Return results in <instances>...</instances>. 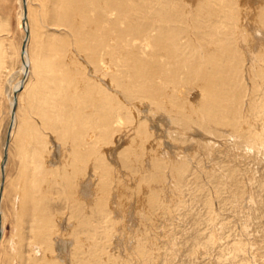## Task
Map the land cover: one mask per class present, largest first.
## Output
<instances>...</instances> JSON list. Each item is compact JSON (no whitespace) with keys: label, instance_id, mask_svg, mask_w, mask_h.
<instances>
[{"label":"rangeland","instance_id":"1","mask_svg":"<svg viewBox=\"0 0 264 264\" xmlns=\"http://www.w3.org/2000/svg\"><path fill=\"white\" fill-rule=\"evenodd\" d=\"M90 1L27 0L28 35L22 18L24 2L0 0V188L1 165L9 127L11 123L13 125L12 100L18 94L16 121L5 163L0 264H264V66L259 65L260 59L264 60V0L170 2L174 6L168 7L177 9L173 15L175 20L169 21L173 25L170 31L178 34L171 39L172 47L176 49L178 43L182 45L178 48L184 49L176 51L183 53V59L189 57L187 60H181L176 51L165 52L162 47L152 46L153 49L140 51L130 42L133 35L129 34L139 30L142 20L143 23L154 20L155 26L150 27L153 30L149 28L147 33L150 38L168 31L160 24L167 15L157 14L154 0ZM105 3H109L113 12L105 13ZM152 7L156 13L150 11ZM118 10L121 15L117 14ZM96 15L105 19L99 20ZM124 16L130 18L134 28ZM193 16L199 18L198 21ZM181 19H187V22ZM26 36H29L30 74L25 79L21 48ZM84 38L88 40L84 41ZM116 51L120 52L123 61ZM190 51L194 57L190 53L184 55ZM144 53L145 57L142 56ZM96 54L102 55L101 58L94 60ZM110 54H115L114 59ZM220 56H223L221 61ZM149 58L152 61H148ZM192 59L195 63L190 61V64L188 61ZM142 64L146 69L140 68ZM174 67L179 70L175 68V71ZM160 68L165 72L158 70ZM139 73L147 85L151 83V87L164 94L161 92L156 99L150 100L136 91L129 93L127 86L131 84L135 88L132 82H136ZM66 77H72V81ZM23 79L24 87L15 92L16 85ZM94 81L100 83L95 85ZM113 82L120 83L119 87ZM206 93L222 94L230 111L224 106L223 109L215 107L217 105ZM206 98L213 105L207 103ZM218 112H222L221 115ZM82 117L88 120L83 122ZM86 121L89 122L85 124ZM50 126L56 127L55 130ZM63 128L70 134L62 132ZM92 155L94 157H90ZM44 167L54 169L53 173ZM39 179L45 182L40 185ZM36 185L43 186L41 191L34 192ZM75 195L79 196L76 201L72 199H77Z\"/></svg>","mask_w":264,"mask_h":264},{"label":"bare ground","instance_id":"2","mask_svg":"<svg viewBox=\"0 0 264 264\" xmlns=\"http://www.w3.org/2000/svg\"><path fill=\"white\" fill-rule=\"evenodd\" d=\"M22 1L24 2V6L26 7V11H25V8H24V14H23V16H22V18H23V25H24V27H25V29H26V31H27V34L30 35V34H29V33H30V32H29V31H30V25H29V20H28V3H27V0H22ZM70 1H73V2H74V0H70ZM81 1H82V0H81ZM100 1H101V0H100ZM154 1L157 2L156 4H154V5L157 6V7H156V12H157V14L159 13L161 16H162L163 14L167 15V18H166V19L164 18L165 20H164V21L162 20L163 22L161 21L160 24H161V28H162V29H163V27H164V29H167V28H168V31L166 30V32H165V31H164V32H159V33H157V34L154 33V34H155V36H153L154 38H153V37L150 38L149 35H148L149 37L147 36V33H148L149 28L152 27V25L154 24V23H153L154 20L148 19V20L144 21V23H143V20H142L141 22H142L143 24H140L141 22L139 23V21H138L139 25H141V27H139V28L137 27L139 30H137L135 34H129V35H133V36H131V39H129L130 37L128 38L129 35L127 36V38L130 40V42H132L133 46H135L136 48H139L140 51H142V50L144 51L146 48H147V49H148V48H149V49H153L152 46H155L156 49L162 47L163 49H165V52H168V53L171 52V51L174 52V51H176V49H177V51H179L180 48H178V47H180V46H182V45H179V43H178V47H176V49H175V48H174L175 46L172 47V45L174 44V42H171V39H175V35H176V36L178 35V34H175V35H174V34H173V31H172V32L170 31V30H172L173 25H172L171 23H169V21H170L171 19L175 20V19L173 18V17H174L173 15H174L175 12L177 11L176 8H174V9H170V8L168 7V6H174V5H171V4H170V2H172L173 0H165L166 2H164V0H161L162 2H160L159 0H157V1L154 0ZM176 1H177V0H176ZM176 1H175V3H177ZM200 1H201V0H200ZM215 1H216V0H215ZM233 1H234V0H233ZM233 1H232V2H233ZM59 2H60V1H59ZM76 2H77V1H76ZM83 2H84V1H83ZM83 2H82V4H83ZM86 2H87V1H86ZM90 2H94V1L92 0V1H90ZM98 2H99V0H98ZM183 2H184V1H183ZM230 2H231V1H230ZM87 3H88V2H87ZM102 3H103V0H102ZM187 3H188V2H187ZM193 3H194V2H193ZM227 3H228V1H227ZM227 3H226L225 5H227ZM234 3H235V2H234ZM71 4H72V3H71ZM99 4H100V3H99ZM105 4H106V3H105ZM182 4H183V3H182ZM182 4H181V5H182ZM229 4H230V3H229ZM262 4H263V3H262ZM59 5H60V4H59ZM88 5H89V3H88ZM93 5H94V4L92 3V6H93ZM151 5H152V3H151ZM151 5H150V7H151ZM154 5H153V6H154ZM177 5H178V4H177ZM219 5H220V4H219ZM263 5H264V4H263ZM76 6H77V5H76ZM80 6H81V5H80ZM80 6H79V7H80ZM89 6H90V5H89ZM92 6H91V7H92ZM95 6H96V5H95ZM104 6L106 7V8H105V11H107V12H105V13L110 12V10L112 11V9H110V5H109V3L106 4V5H104ZM143 6H145V5H143ZM182 6H183V5H182ZM193 6H194V4H193ZM227 6H228V5H227ZM72 7H73V5H72ZM74 7H75V5H74ZM101 7L103 8V6H101ZM233 7H234V6H233ZM260 7H261V6H260ZM55 8H56V7H55ZM81 8H82V7H81ZM86 8H89V7H86ZM96 8H97V6H96ZM102 8H101V9H102ZM123 8H124V7H123ZM178 8H179V5H178ZM213 8H214V7H213ZM216 8H217V7H216ZM221 8H222V7H221ZM231 8H232V7H231ZM57 9H58V8H57ZM74 9L76 10L77 8H74ZM90 9H91V8H90ZM90 9H89V10H90ZM101 9H100V10H101ZM150 9H151V8H150ZM185 9H186V8H184V10H185ZM257 9H258V8H257ZM261 9H262V8H261ZM54 10H55V9H54ZM77 10H78V9H77ZM83 10H84V9H83ZM83 10H82V11H83ZM93 10H95V7H94ZM100 10H99V11H100ZM114 10H115V8H114ZM116 10H117V9H116ZM218 10H219V9H218ZM234 10H235V9H234ZM65 11L67 12V10H65ZM78 11H79V10H78ZM150 11H154V8L152 7V10H150ZM193 11H194V10H193ZM224 11H225V10H224ZM232 11H233V10H232ZM259 11H261V10H259ZM263 11H264V9H263ZM53 12H54V11H53ZM76 12H77V11H76ZM79 12H80V11H79ZM87 12H88V11H87ZM89 12H91V11H89ZM94 12H95V11H94ZM96 12H97V11H96ZM112 12H113V11H112ZM112 12H111V13H112ZM116 12H119V13H117V14L122 13V12H120L119 10L116 11ZM154 12H155V11H154ZM154 12H153V16H155L154 14L156 13V12H155V13H154ZM195 12H196V11H195ZM197 12H198V11H197ZM226 12H228V11H226ZM55 13H58V12H55ZM63 13H64V12H63ZM83 13H84V11H83ZM125 13H126V12H124V14H125ZM183 13H184V12H183ZM215 13H216V12H215ZM263 13H264V12H263ZM75 14H76V13H75ZM81 14H82V12H81ZM95 14H96V13H95ZM98 14H99V13H98ZM114 14H115V13H114ZM150 14H151V13H150ZM193 14H194V13H193ZM221 14H222V13H221ZM225 14H227V13H225ZM260 14H261V13H260ZM58 15H60V14H58ZM82 15H83V14H82ZM100 15H102V13H101ZM107 15H109V14H107ZM120 15H121V14H120ZM194 15H195V14H194ZM218 15H219V14H218ZM83 16H84V15H83ZM85 16H86V15H85ZM89 16H90V15H89ZM96 16L99 17V15H96ZM96 16H95V18H96ZM103 16H104V15H103ZM122 16H123V15H122ZM153 16H152V18H153ZM197 16H198V15H197ZM209 16H211V14L208 15V17H209ZM59 17H60V16H59ZM104 17H105V16H104ZM117 17H118V16H117ZM124 17H125V16H124ZM124 17H120V18L123 19ZM126 17H127V16H126ZM126 17H125V18H126ZM156 17H157V15H156ZM178 17H179V16H178ZM185 17H186V16H185ZM193 17L196 19L195 16H193ZM262 17H263V16H262ZM262 17H261V18H262ZM83 18H84V17H83ZM93 18H94V17H93ZM108 18H110V16H108ZM111 18H112V17H111ZM114 18H115V16H114ZM128 18H129V17H128ZM128 18H126V19H128ZM144 18H145V17H144ZM154 18H155V17H154ZM186 18H187V17H186ZM80 19H81V18H80ZM80 19H79V20H80ZM88 19H89V18H88ZM96 19H98V18H96ZM100 19H101V18L99 17V20H100ZM103 19H105V18H102L101 20H103ZM158 19H159V18H158ZM158 19H157V20H158ZM178 19H180V17H179ZM189 19H191V18H189ZM189 19H188V20H189ZM198 19H199V18H197L196 20L198 21ZM200 19H201V18H200ZM209 19H211V18L209 17ZM214 19H215V18H214ZM92 20H93V19H92ZM119 20H121V19H119ZM123 20H124V19H123ZM181 20H183V19H181ZM184 20H185V19H184ZM184 20H183V21H184ZM196 20H195V22H196ZM202 20H203V19H202ZM212 20H213V19H212ZM234 20H235V18H234ZM77 21H78V20H77ZM77 21H76V22H77ZM94 21H95V19H94ZM97 21H98V20H97ZM97 21H96V22H97ZM126 21L129 22V21H131V20H130V18H129V20H126ZM126 21H124V22H126ZM132 21H133V20H132ZM185 21L187 22V19H186ZM191 21H192V20H191ZM191 21H190V22H191ZM203 21H204V20H203ZM56 22L58 23V21H56ZM86 22H88V21H86ZM136 22H137V21H135V23H136ZM167 22H168V23H167ZM204 22H205V21H204ZM255 22H256V21H255ZM60 23H61V22H60ZM99 23H101V22L98 21V24H99ZM112 23H113V22H112ZM119 23H120V22H119ZM121 23H122V22H121ZM130 23H132V22H129L128 24H130ZM178 23H179V20H178ZM197 23H198V22H197ZM199 23H201V22H199ZM212 23H213V22H212ZM257 23H258V22H257ZM75 24H77V23H75ZM81 24H82V23H81ZM96 24H97V23H96ZM106 24H107V23H106ZM110 24H111V23H110ZM113 24H114V23H113ZM113 24H112V25H113ZM117 24H118V23H117ZM133 24H134V23H133ZM158 24H159V23H158ZM186 24H187V23H186ZM77 25H78V24H77ZM77 25H76V26H77ZM85 25H87V24H85ZM89 25H90V24H89ZM131 25H132V24H130V26H131ZM136 25H138V24L136 23ZM142 25H143V26H142ZM179 25H180V27H182V26H181V25H182L181 23H180ZM179 25H178V27H179ZM203 25H205V24H203ZM234 25H235V24H234ZM261 25H262V24H261ZM76 26H75V27H76ZM81 26H82V25H81ZM92 26H93V25H92ZM98 26H99V25H98ZM119 26H120V25H119ZM122 26H123V25H122ZM124 26H125V25H124ZM130 26H126V27L129 28ZM134 26H135V25H134ZM134 26H133V27L131 26V28H134ZM154 26H155V24H154ZM158 26H159V25H158ZM198 26H199V25H198ZM255 26H256V28L259 27V26H257V25H255ZM75 27H73V28H75ZM88 27H89V26H88ZM90 27H91V26H90ZM114 27H115V26H114ZM156 27H157V25H156ZM165 27H167V28H165ZM175 27H176V29H177V25H176ZM180 27H179V28H180ZM185 27H186V26H185ZM185 27H184V28H185ZM76 28H77V27H76ZM76 28H75V29H76ZM131 28H130V29H131ZM158 28H159V27H158ZM179 28H178V29H179ZM199 28H200V26H199ZM78 29H79V28H78ZM78 29H77V30H74V31H78ZM150 29H151V28H150ZM174 29H175V28H174ZM176 29H175V30H176ZM188 29H189V28H188ZM196 29H197V28H196ZM200 29H201V28H200ZM235 29H236V28H235ZM260 29H262V28H260ZM118 30H119V29H118ZM121 30H122V29H121ZM125 30H126V29H125ZM125 30H124V31H125ZM131 30H132V29H131ZM151 30H153V29H151ZM151 30H150V31H151ZM160 30H161V29H160ZM183 30H184V29H183ZM185 30H186V29H185ZM256 30H257V29H256ZM79 31H80V30H79ZM108 31H109V30H108ZM110 31H111V30H110ZM122 31H123V30H122ZM150 31H149V33H150ZM161 31H162V30H161ZM177 31L179 32L180 30H177ZM181 31H182V30H181ZM188 31H189V30H188ZM235 31H236V30H235ZM87 32H88V31H87ZM91 32H93V31H91ZM112 32H113V31H112ZM129 32H130V31H129ZM129 32L127 31V33H129ZM132 32H133V31H132ZM132 32H130V33H132ZM134 32H135V29H134ZM151 32H152V31H151ZM182 32H183V31H182ZM260 32H261V31H260ZM76 33H78V32H76ZM84 33H86V32H84ZM103 33H104V32H103ZM176 33H177V32H176ZM199 33H201V32H199ZM199 33H198V34H199ZM80 34H81V31H80ZM80 34H79V35H80ZM90 34H91V33H90ZM151 34H152V33H151ZM179 34H180V32H179ZM194 34H195V33H194ZM198 34H197V36H198ZM221 34H222V33H221ZM116 35H117V34H116ZM126 35H127V34L124 35V38L126 37ZM183 35H184V34H183ZM183 35H182V36H183ZM199 35H200V34H199ZM212 35H214V34H212ZM75 36H76V34H75ZM80 36H81V35H80ZM96 36H97V35H96ZM101 36H102V35H101ZM146 36H147V37H146ZM204 36L207 37L206 34H205ZM204 36L202 35V37H204ZM227 36H228V35H227ZM229 36H230V35H229ZM26 37H27V38H26V44H25V47H24V49H23V47L21 48V54H22V59H23L22 73H23L25 79H26V78L29 76V74H30V60H29V57H28V53H29V52H28V49H29V48H28V44H29V41H28V40H29V36H26ZM104 37H105V36H104ZM118 37L121 38L122 36H118ZM185 37H186V35H185ZM200 37H201V36H200ZM200 37H199V38H200ZM210 37H211V35H210ZM76 38H77V37H76ZM85 38H87V37H85ZM85 38H84V41L88 40V39H85ZM102 38H103V37H102ZM112 38H113V37H112ZM119 38H118V39H119ZM204 38H205V37H204ZM104 39H105V38H104ZM125 39H126V38H125ZM197 39H198V38H197ZM197 39H195V40L197 41ZM205 39H206V38H205ZM210 39H211V38H210ZM94 40H95V39H94ZM113 40H114V39H113ZM129 40H128V42H129ZM178 40H181V38L178 39ZM206 40H207V39H206ZM217 40H218V39H217ZM217 40H216V42H217ZM82 41H83V39H82ZM92 41H93V40H92ZM96 41H97V40H96ZM102 41H103V40H102ZM104 41H106V39H105ZM104 41H103V42H104ZM115 41H116V40H115ZM120 41H121V39H120ZM120 41H119V42H120ZM123 41H124V39H123ZM176 41H177V39H176ZM183 41H184V40H183ZM80 42H81V40H80ZM99 42H100V41H99ZM178 42H180V41H178ZM185 42H186V41H185ZM208 42H211V41H208ZM220 42H221V41H220ZM23 43H24V42H23ZM81 43H82V42H81ZM87 43H88V42H87ZM100 43H102V42H100ZM107 43H108V42H107ZM113 43H114V42H113ZM121 43H122V42H121ZM175 43H177V42H175ZM180 43H181V42H180ZM211 43H212V42H211ZM91 44H92V43H91ZM129 44H130V43H129ZM182 44H183V43H182ZM221 44H222V43H221ZM23 45H24V44H23ZM82 45H84V44H82ZM97 45H98V43H97ZM105 45H106V42H105ZM123 45H124V44H123ZM123 45H122V46H123ZM176 45H177V44H176ZM187 45H188V44H187ZM198 45H200V44H198ZM204 45H205V44H204ZM234 45H235V42H234ZM237 45H238V44H237ZM60 46H61V45H58V47H60ZM85 46L88 47V44L85 45ZM89 46H90V45H89ZM98 46H99V45H98ZM103 46H104V44H103ZM109 46H110V45H109ZM118 46H119V45H118ZM127 46L129 47V45H127ZM131 46H132V45H131ZM201 46H202V45H201ZM61 47H62V46H61ZM93 47H94V46H93ZM93 47H92V48H93ZM99 47H100V46H99ZM115 47H116V45H115ZM119 47H120V46H119ZM119 47H118V48H119ZM128 47H126V48H128ZM195 47H196V46H195ZM197 47H199V46H197ZM203 47H204V46H203ZM212 47L214 48V46H212ZM222 47H223V46H222ZM108 48H109V47H108ZM173 48H174V49H173ZM189 48H190V47H189ZM205 48H208V47L206 46ZM235 48H236V47H235ZM60 49H62V48H60ZM88 49H89V48H88ZM94 49H95V48H94ZM97 49H98V48H97ZM119 49H120V48H119ZM128 49H130V48H128ZM131 49H132V48H131ZM131 49H130V50H131ZM133 49H134V47H133ZM149 49H148V50H149ZM181 49H184V48L181 47ZM181 49H180V50H181ZM190 49H191V48H190ZM208 49H209V48H208ZM226 49H227V48H226ZM102 50H103V49H102ZM111 50H112V52H113V48H111ZM125 50H126V49L124 48V51H125ZM170 50H171V51H170ZM185 50H187V49L185 48ZM185 50H184V51H185ZM210 50H211V49H210ZM85 51H86V50H85ZM91 51H95V50L91 49ZM133 51H134V50H133ZM151 51H152V50H151ZM177 51H176V53H177ZM182 51H183V50H182ZM182 51H181V52H182ZM100 52L102 53V51H100ZM116 52L119 53V57H120V52H119V51H116ZM136 52H137V51H136ZM146 52H147V51H146ZM160 52H161V51H160ZM185 52H187V51H185ZM185 52H184V53H185ZM192 52H193V51H192ZM200 52H202V51H200ZM209 52H210V51H208V53H209ZM234 52H235V51H234ZM90 53H91V52H90ZM110 53H111V52H110ZM118 53H117V54H118ZM121 53H123V52L121 51ZM126 53H129V51H127ZM131 53H132V52H131ZM141 53H142V52H141ZM162 53H164V52H162ZM189 53H190V55L193 56V54H191V51L188 52L187 54L185 53L184 55L187 56ZM208 53H206V55H209V54H210V53H209V54H208ZM108 54H109V53H108ZM144 54H145V53H144ZM159 54L161 55V57L163 56L161 53H159ZM170 54H171V53H170ZM170 54H169V56H170ZM173 54H174V53H173ZM178 54H179V53H177V55H178ZM182 54H183V53H182ZM182 54H179L178 56H179V57H182V56H181ZM204 54H205V52H204ZM204 54H201V55H204ZM226 54H227V53H226ZM226 54H225V55H226ZM231 54H233V53H231ZM91 55H92V54H91ZM114 55H115V54H113L112 56H114ZM132 55H133V54H132ZM153 55H154V54H153ZM199 55H200V54H199ZM210 55H211V54H210ZM99 56H100V58H101L102 55L96 54V56L94 57V60H98V59H99ZM110 56H111V54H110ZM112 56H111V57H112ZM127 56H128V54H127ZM133 56H134V55H133ZM142 56L145 57L146 54H145V55H142ZM169 56H168V57H169ZM186 56H185V57H186ZM212 56H213V55H212ZM261 56H262V55H261ZM121 57H122V56H121ZM121 57H120V58H121ZM144 57H143V58H144ZM193 57H194V56H193ZM195 57H196V56H195ZM198 57H199V59H200V57H202V59H203V56H198ZM213 57H214V56H213ZM217 57H218V56H217ZM221 57L223 58V56H220V57H219V60H220ZM88 58H89V56H88ZM102 58H103V57H102ZM112 58H113V57H112ZM116 58H117V57H116ZM124 58H125V57H124ZM139 58H140V57H139ZM143 58H142V59H143ZM146 58H147V57H146ZM151 58L153 59V56H152ZM163 58H164V57H162V59H163ZM169 58H170V57H169ZM171 58H172V57H171ZM188 58H189V57H187L186 59L184 58V59L187 60ZM211 58H212V57H211ZM222 58H221V60H222ZM224 58H225V57H224ZM259 58H260V57H259ZM105 59H106V58H105ZM113 59H114V58H113ZM135 59H136V58H135ZM154 59H156V58H154ZM165 59H166V58H165ZM167 59H168V58H167ZM182 59H183V57L181 58V60H182ZM184 59H183V60H184ZM119 60H120V59H119ZM121 60H122V58H121ZM123 60H124V59H123ZM123 60H122V61H123ZM126 60H127V59H126ZM133 60H134V59H133ZM146 60H147V59H146ZM150 60H151V59L149 58L148 61H150ZM156 60H158V59H156ZM176 60H177V59H176ZM219 60H218V61H219ZM221 60H220V61H221ZM99 61H100V60H99ZM101 61H102V60H101ZM139 61H141V60H139ZM151 61H152V60H151ZM153 61H154V60H153ZM158 61H159V60H158ZM190 61H193V59H192V60H189L188 62H190ZM194 61H195V58H194ZM194 61H193V63H195ZM210 61H211V59H210ZM115 62L118 63V62H120V61H115ZM115 62H114V63H115ZM128 62H129V61H128ZM180 62H181V61H180ZM186 62H187V61H186ZM188 62H187V63H188ZM212 62H213V61H212ZM223 62H224V60H223ZM227 62H228V61H227ZM51 63H53V62H51ZM55 63H56V62H55ZM55 63H54V65H55ZM57 63H58V62H57ZM57 63H56V64H57ZM120 63H121V62H120ZM129 63H130V62H129ZM159 63H160V62H159ZM164 63H165V62H164ZM168 63H169V61H168ZM193 63H192V64H193ZM196 63H199V62L196 61ZM59 64H60V63H59ZM59 64H58V65H59ZM111 64L113 65V63H111ZM145 64H146V63H145ZM147 64H148V63H147ZM151 64H152V63H151ZM151 64H150V65H151ZM190 64H191V62H190ZM219 64H220V62H219ZM224 64H225V63H224ZM58 65H56V66L59 68ZM98 65H99V63H98ZM101 65H102V64H101ZM119 65H121V64H119ZM162 65H163V64H162ZM167 65H168V64H167ZM167 65H166V66H167ZM170 65H171V64H170ZM196 65L199 66V64H196ZM204 65H205V64H204ZM226 65H227V64H226ZM259 65H261V67H263V66H264V60L260 59V64H259ZM102 66H103V65H102ZM126 66H127V65H124L123 67H126ZM129 66H130V65H129ZM132 66H133V65H132ZM166 66H165V68H166ZM171 66H172V65H171ZM189 66H190V65H189ZM194 66H195V65H194ZM197 66H196V67H197ZM49 67H50V66H49ZM49 67H48V68H49ZM54 67H55V66H54ZM142 67H143V68L145 67L144 64H142V66H140V68H142ZM167 67H168V66H167ZM187 67H188V66H187ZM46 68H47V66H46ZM51 68H52V67H51ZM95 68H97V66H96ZM95 68H94V69H95ZM137 68H138V67H137ZM152 68H153V67H152ZM172 68H173V66L171 67V69H170V68H168V69L172 70ZM175 68H177V67H174V70L176 71ZM178 68L180 69L181 66L178 67ZM178 68H177V69H178ZM184 68H185V67H184ZM59 69L61 70V68H59ZM97 69H99V68H97ZM103 69H104V68H103ZM129 69H130V68H129ZM144 69H146V68H144ZM153 69H154V68H153ZM153 69H151V70L153 71ZM179 69H178V70H179ZM194 69H195V67H194ZM198 69H199V68H198ZM198 69H197V70H198ZM46 70H47V69H46ZM55 70H58V69H55ZM63 70H64V69H63ZM151 70H150V72H151ZM158 70H161L162 73L165 72V71H163L161 68L158 69ZM170 70H169V71H170ZM192 70H193V69H192ZM218 70H219V69H218ZM143 71H144V70H143ZM161 71H160V72H161ZM166 71H167V69H166ZM172 71H173V70H172ZM172 71H171V72H172ZM198 71H200V70H198ZM56 72H57V71H56ZM95 72H96V71H95ZM138 72H139V71H138ZM141 72H142V71H141ZM148 72H149V70H148ZM148 72H147V73H148ZM150 72H149V73H150ZM154 72H157V71L155 70ZM179 72H180V71H179ZM193 72H194V70H193ZM201 72H202V71H201ZM48 73H49V72H48ZM144 73H145V72H144ZM147 73H146V74H147ZM167 73H168V72H167ZM195 73H196V72H195ZM195 73H194V77H195ZM205 73H206V72H205ZM63 74H65V73H63ZM66 74H67V73H66ZM116 74H117V73H115V75H116ZM120 74H121V73H120ZM126 74H127V73H126ZM126 74H125V75H126ZM141 74H142V73H141ZM141 74H140V73L137 74V75H136L137 78H135V79H136V80H135L136 82H132V84L135 83V85H134L135 88L133 89V88L131 87V86H133V85L130 84V86H127V90H128L129 93H131V94H132V92L136 91L138 94H143V95H145V96H148V97H150V100H151V99H156V97L158 96V94H160L162 91H160V93H159V90L155 89V87H151V86H150L151 83H149L150 85H147V84L144 82V79H145V78L143 79V75H141ZM155 74H157V73H155ZM155 74H154V75H155ZM159 74H160V73H159ZM169 74H171V73H169ZM172 74L175 75L176 72H175V73L173 72ZM165 75H166V74H165ZM197 75H199V74H197ZM47 76H48V74H47ZM47 76L45 75L44 77H47ZM62 76H63V75H62ZM64 76H67V75H64ZM70 76H71V75H70ZM149 76H150V75H148V78H149ZM157 76H159V75H157ZM157 76H156V77H157ZM171 76H172V75H171ZM176 76H178V73H177ZM48 77H49V76H48ZM115 77H116V76H115ZM127 77H128V74H127ZM169 77H170V76H169ZM197 77H198V76H197ZM67 78H68V77H66V79H67ZM69 78L71 79L72 77H69ZM69 78H68V79H69ZM122 78H124V77H122ZM132 78H133V77H131V79H132ZM162 78H163V76L161 77V80H162ZM178 78H179V76H178ZM180 78H181V77H180ZM45 79H46V78H45ZM150 79H151V77H150ZM152 79H153V78H152ZM159 79H160V78H159ZM159 79H158V81H159ZM52 80H53V79H52ZM52 80H51V81H52ZM121 80H122V79H121ZM126 80H127V79H124V81H126ZM132 80H133V79H132ZM132 80H131V81H132ZM153 80H154V79H153ZM156 80H157V79H156ZM161 80H160V81H161ZM179 80H181V79H179ZM48 81H49V80H48ZM51 81H50V82H51ZM71 81H72V79H71ZM146 81H147V80H146ZM163 81H164V80H162L161 82H163ZM25 82H26V81H25ZM73 82H74V81H73ZM94 82H95V81H94ZM118 82H119V81H118ZM127 82H128V80H127ZM155 82H156V81H155ZM51 83H52V82H51ZM84 83H85V81H84ZM99 83H100V82H99ZM99 83H97V84H99ZM123 83H125V82H123ZM129 83H131V82H129ZM129 83H128V84H129ZM147 83H148V82H147ZM89 84H91V83H89ZM97 84H96V82H95V85H97ZM114 84H118V83L113 82V85H114ZM119 84H120V83H119ZM119 84L117 85L118 87H119ZM159 84H160V83H159ZM159 84L156 83V85H159ZM161 84H162V83H161ZM165 84H166V83H165ZM82 85H84V84L82 83ZM86 85H87V84H86ZM86 85H85V86H86ZM102 85H103V84H102ZM113 85L111 86V88H114ZM122 85H123V84H122ZM122 85H121V86H122ZM51 86H53V85H51ZM87 86L89 87V85H87ZM90 86H91V85H90ZM115 86H116V85H115ZM152 86H153V85H152ZM162 86H163V84H162ZM162 86H161V87H162ZM165 86H166V85H165ZM23 87H24V79H23V81L20 80V81L18 82V84L16 85L14 91H15V92L20 91ZM123 87H124V86H123ZM158 87H159V86H158ZM158 87H156V88H158ZM55 88H56V87H55ZM58 88H59V87H58ZM67 88H68V87H67ZM98 88H99V86H98ZM104 88H105V87H103V89H104ZM169 88H170V87H169ZM202 88H203V87H202ZM61 89H62V88H61ZM74 89H75V88H74ZM79 89L81 90V88H79ZM79 89H76V90L78 91ZM90 89H91V88H90ZM106 89L109 90L110 88H109V89L106 88ZM165 89H166V88H165ZM170 89H171V88H170ZM88 90H89V88H88ZM104 90H105V89H104ZM104 90H103V91H104ZM203 90H205V89H203ZM59 91H60V89H59ZM82 91H83V89H82ZM90 91H92V90H90ZM103 91H102V92H103ZM124 91H126V90H124ZM61 92H62V91H61ZM61 92H60V93H61ZM87 92H88V91H87ZM93 92L95 93V91H93ZM93 92H90V93H93ZM104 92H105V91H104ZM203 92H204V91H203ZM216 92H218V91H216ZM60 93H59V94H60ZM100 93H101V92H100ZM105 93H107V92H105ZM110 93L112 94V92H110ZM126 93H127V92H126ZM129 93H128V94H129ZM162 93H163V92H162ZM167 93H168V92H167ZM207 93H208V92H207ZM207 93H206V96L209 97V100H213V101L215 102V104L217 105V106L214 105L215 107H218L219 109H221V107L224 106L226 110L230 111V110H229L230 108H228V104H229V103L227 102V103H228V104H227V103L222 99V94L217 93V94H214V95H213V94L210 93L211 95H210V94L207 95ZM79 94H80V93H79ZM83 94H84V93H83ZM96 94H97V91H96ZM101 94H103V93H101ZM163 94H164V93H163ZM169 94H170V93H169ZM203 94H205V93H202V95H203ZM73 95H74V94H73ZM103 95H104V94H103ZM103 95H102V97H103ZM112 95H113V94H112ZM125 95H127V94H125ZM15 96H16V98H13V100H12L11 114H12L13 125H12V123H11V130L9 131V135H10V136H11V132H12V130L14 129V126H15V123H14V122L16 121V117H15V116H16L17 103H18V99H17V98H18V94H16ZM89 96H90V95H89ZM89 96H88V97H89ZM93 96H94V95H92V97H91L92 99H93ZM109 96H110V95H109ZM131 96H132V95H131ZM133 96H134V95H133ZM161 96H162V94H161ZM169 96H170V95H169ZM72 97H73V96H72ZM77 97H78V96H77ZM99 97H100V94H99ZM114 97H115V95H114ZM128 97H129V96H128ZM162 97H163V96H162ZM171 97H172V96H171ZM201 97L205 98L204 96H201ZM78 98H79V97H78ZM91 98H90V99H91ZM104 98H105V97H104ZM104 98H103V99H104ZM130 98H132V97H130ZM133 98H134V97H133ZM163 98H164V97H163ZM163 98H162V99H163ZM66 99H67V98H66ZM73 99H76V98L74 97ZM81 99H82V98H81ZM103 99H102V100H103ZM109 99H110V97H109ZM114 99H115V98H114ZM136 99H138V98H136ZM162 99H161V101H162ZM201 99H202V98H201ZM77 100H78V99H76L75 101H77ZM93 100H95V99H93ZM93 100H90V101H93ZM98 100H99V99H98ZM148 100H149V99H148ZM159 100H160V99H159ZM65 101H66V100H65ZM96 101H97V100H96ZM172 101H173V100H172ZM206 101H207V103H208V102L211 103V101H208L207 98H206ZM206 101L203 102V100H202V103L205 104ZM77 102H78V101H77ZM79 102H80V101H79ZM79 102H78V103H79ZM86 102H88V100H86ZM109 102H110V100H109ZM113 102H114V101H113ZM116 102H117V100L115 101V104H116ZM155 102H156V101H155ZM155 102H154V103H155ZM173 102H175V100H174ZM214 102H213V103H214ZM94 103H95V101H94ZM97 103H99V102H97ZM118 103H119V102H118ZM118 103H117V105H118ZM156 103H157V102H156ZM158 103H159V102H158ZM199 103H200V101H199ZM202 103H201V104H202ZM60 104H62V102H61ZM63 104H64V103H63ZM63 104H62V106H63ZM211 104H212V103H211ZM67 105H68V103L66 104V106H67ZM93 105H94V104H93ZM96 105H97V104H95V106H96ZM212 105H213V104H212ZM251 105H252V104H251ZM66 106H64V107H66ZM74 106H75V105H73V107H74ZM76 106H77V105H76ZM83 106H84V105H83ZM97 106H98V105H97ZM97 106H96V108H97ZM99 106H101V105H99ZM108 106H109V105H108ZM112 106H113V105H112ZM112 106H111V107H112ZM214 106H213V108H214ZM254 106H255V105H254ZM101 107H102V106H101ZM101 107H100V109H101ZM103 107H104V106H103ZM211 107H212V106H211ZM224 107H222V109H223ZM237 107H238V106H237ZM69 108H71V107H68V109H69ZM80 108H81V107H80ZM83 108H84V107H83ZM109 108H110V107H109ZM120 108H122V107L120 106ZM159 108H160V107H159ZM227 108H228V109H227ZM239 108H240V107H239ZM239 108H238V110H239ZM253 108H254V107H253ZM255 108H256V107H255ZM255 108H254V109H255ZM60 109H61V108H60ZM76 109H77V108H76ZM100 109H99V110H100ZM102 109H103V108H102ZM102 109H101V110H102ZM191 109H192V107H191ZM214 109L216 110V108H214ZM251 109H252V108H251ZM74 110H75V108H74ZM108 110H109V109H108ZM125 110H126V109H125ZM173 110H174V109H173ZM206 110H207V108H206ZM208 110H209V109H208ZM208 110H207V113H210V110H209V111H208ZM211 110H212V109H211ZM215 110H214V111H215ZM226 110H224V111L226 112ZM241 110H242V109H241ZM252 110H253V109H252ZM106 111H107V110H106ZM176 111H177V110H176ZM212 111H213V110H212ZM217 111H218V109H217ZM222 111H223V110H222ZM109 112H112V111H109ZM118 112H120V110H119ZM174 112H175V111H173V113H174ZM225 112H223V113L225 114ZM100 113H102V111H101ZM192 113H194V112H192ZM212 113H213V112H211V114H212ZM216 113H217V112H216ZM221 113H222V112H220V113L218 112L219 115H221ZM227 113H228V112H227ZM232 113H233V112H232ZM102 114H104V113H102ZM102 114H101V115H102ZM112 114H113V113H112ZM174 114H175V113H174ZM211 114H209V115H211ZM224 114H223V115H224ZM86 115H87V114H86ZM176 115H177V114H176ZM213 115H214V114H213ZM213 115H211V117H212ZM225 115H226V114H225ZM225 115H224V116H225ZM235 115H236V117H237L238 114L235 113ZM89 116H90V115H89ZM106 116H107V115H106ZM224 116H223V117H224ZM233 116H234V115H233ZM233 116H232V117H233ZM51 117H52V116H51ZM79 117H80V116H79ZM53 118H54V117H53ZM55 118H56V117H55ZM93 118H94V117H93ZM100 118H102V116H101ZM108 118H109V117H108ZM226 118H227V117H224V119H226ZM228 118H229V117H228ZM234 118H235V117H234ZM14 119H15V120H14ZM83 119H84V118L82 117V120H83ZM102 119H103V118H102ZM112 119H113V117H112ZM53 120H54V119H53ZM61 120H62V119H61ZM85 120H88V118H87V119H84L83 122H84ZM91 120H92V119H91ZM99 120H100V119H99ZM104 120H105V119H104ZM230 120H231V119H230ZM230 120H229V121H230ZM242 120H243V119H242ZM12 121H11V122H12ZM58 121H59V120H58ZM64 121H65V120H64ZM89 121H90V120H89ZM89 121H88V122H89ZM109 121H110V120H109ZM229 121H228V122L226 121V122L229 123ZM54 122H55V121H54ZM88 122L86 121L85 124L88 123ZM98 122H100V121H98ZM104 122H105V121H104ZM57 123H58V122H57ZM57 123H56V124H57ZM70 123H72V122H70ZM73 123H74V121H73ZM80 123H82V122H80ZM91 123H92V121H91ZM91 123H90V124H91ZM93 123H94V122H93ZM109 123H110V122H109ZM230 123H231V121H230ZM62 124H64V123L62 122ZM62 124H60V125H62ZM82 124H83V123H82ZM94 124H96V122H95ZM110 124H111V123H110ZM52 125H53V124H52ZM67 125H68V124H67ZM72 125H73V124H72ZM91 125H92V124H91ZM96 125H97V124H96ZM107 125H109V124L106 123V126H107ZM229 125H230V124H229ZM53 126H54V125H53ZM69 126H70V125H69ZM73 126H74V125H73ZM87 126H88V125H87ZM92 126H93V125H92ZM92 126H91V127H92ZM94 126H95V125H94ZM97 126H98V125H97ZM238 126H239V125H238ZM50 127H51V126H50ZM61 127H62V126H61ZM64 127H66V124H65ZM101 127H102V126H101ZM110 127H111V126H110ZM51 128H54V130H55L56 127H51ZM66 128H68V127H66ZM71 128H72V127H71ZM80 128H81V126H80ZM82 128L85 129V127H82ZM98 128H99V127H98ZM98 128H97V129H98ZM72 129H73V128H72ZM72 129H71V130H72ZM92 129L94 130V128H92ZM97 129H95V131H96ZM111 129H112V128H111ZM63 130H64V128H63ZM68 130H69V129H68ZM71 130H70V131H71ZM82 130H83V129H82ZM90 130H91V129H87V131H90ZM105 130H106V129H105ZM24 131H25V130H24ZM61 131H62V130H61ZM70 131H69V132H70ZM73 131H74V130H73ZM111 131H112V130H111ZM26 132H27V131H26ZM62 132H64V133L67 132V133H68V131H65V130L62 131ZM75 132H76V131H74V133H75ZM93 132H94V131H92V136L94 135ZM74 133H73V134H74ZM42 134H43V133H42ZM68 134H70V133H68ZM71 134H72V132H71ZM73 134H72V135H73ZM75 134H76V133H75ZM96 134H97V133H96ZM100 134H101V132H100ZM102 134H103V132H102ZM102 134H101V135H102ZM36 135H37V134H36ZM72 135H71V136H72ZM90 135H91V134H90ZM98 135H99V132H98ZM98 135H97V136H98ZM109 135H110V134H109ZM109 135H108V136H109ZM29 136H30V135H29ZM39 136H40V135H39ZM62 136H63V135H62ZM65 136H66V135H65ZM68 136H69V135H68ZM95 136H96V135H95ZM95 136H94V137H95ZM106 136H107V135H106ZM79 137H80V136H79ZM103 137H104V136H103ZM36 138H37V137H36ZM69 138H70V137H69ZM73 138H74V137H73ZM85 138H87V136H86ZM95 138H96V137H95ZM97 138H99V137H97ZM83 139H84V138H83ZM108 139H109V138H108ZM9 140H10V138H9ZM84 140H86V139H84ZM100 140H101V139H100ZM70 141H72V140H70ZM73 141H74V140H73ZM86 141H88V140H86ZM86 141H85V142H86ZM79 142H80V141H79ZM138 142H139V141H138ZM8 143H9V142H8ZM81 143H82V142H81ZM81 143H80V145H81ZM91 143H93V142H91ZM96 143H97V142H96ZM96 143H95V144H96ZM104 143H105V142H104ZM64 144H65V143H64ZM72 144H74V143L72 142ZM91 145H92V144H91ZM71 146H74V145H71ZM99 146H100V145H99ZM99 146H98V147H99ZM77 147H78V146H76V148H77ZM96 147H97V146H96ZM73 148H75V147H73ZM73 148H72L73 151L71 150L72 153L74 152V149H73ZM78 148H79V147H78ZM78 148H77V150L79 151ZM81 148H82V147H81ZM81 148H80V150H81ZM90 148H91V147H90ZM92 148H93V147H92ZM99 148H100V147H99ZM82 149H83V148H82ZM85 149H86V148H84V151L87 152V149H86V150H85ZM93 149H95V148H93ZM67 150H69V149H67ZM77 150H76V152L78 153ZM88 150H90V149H88ZM5 151H6V149H5ZM36 151H37V150H36ZM82 151H83V150H81V152H82ZM95 151L98 152V151H101V150H95ZM126 151L128 152L129 150H126ZM130 151H131V150H130ZM135 151H136V149H135ZM140 151H141V150H139V152H140ZM65 152H66V149H65ZM71 152H70V153H71ZM86 152H85V153L83 152V154H87V155H88V153H86ZM88 152H89V151H88ZM101 152H102V151H101ZM139 152H137V154H138ZM141 152H142V151H141ZM5 153L7 154V158H8V154H9V153H8V148H7V151H6ZM5 153H4V155H5ZM68 153H69V152H68ZM89 153H90V152H89ZM130 153H131V152H130ZM142 153H143V152H142ZM142 153H140V154H142ZM37 154H38V152H37ZM73 154H74V153H73ZM81 154H82V153H81ZM94 154H95V153H94ZM94 154H93V155H94ZM39 155H40V154H39ZM93 155L90 156V157H94ZM95 155H96V154H95ZM143 155H144V154H143ZM73 156H74V155H73ZM100 156H101V154H100ZM152 156H153V155H152ZM69 157H71V156H69ZM97 157H98V156H97ZM103 157H104V155H103ZM136 157H137V156H136ZM7 158H6V160H7ZM67 158H68V157H67ZM67 158H66V159H67ZM72 158L74 159V157H72ZM72 158H70V159H72ZM76 158H78V157H76ZM83 158H86V156L83 157ZM95 158H96V156H95ZM137 158H138V157H137ZM42 159H43V157H42ZM70 159H69V160H70ZM78 159H80V158H78ZM90 159H91V158H90ZM92 159H93V158H92ZM92 159H91V160H92ZM98 159H99V158H98ZM33 160H34V159H33ZM69 160H68V161H69ZM91 160H90V161H91ZM94 160H95V159H94ZM94 160H93V161H94ZM96 160H97V159H96ZM99 160H100V159H99ZM35 161H36V160H35ZM75 161H76V160H75ZM75 161H74V162H75ZM77 161H78V160H77ZM80 161H81V159H80ZM90 161H89V162H90ZM64 162H65V161H64ZM85 162H86V161H85ZM91 162H92V161H91ZM5 163H6V162H5ZM65 163H66V162H65ZM69 163H70V162H69ZM79 163H80V162H79ZM82 163H83V162H82ZM92 163H93V162H92ZM39 164H41V163L39 162ZM71 164H72V163H70V165H71ZM90 164H91V163H90ZM98 164H99V163H98ZM100 164H101V160H100ZM41 165H42V164H41ZM5 166H6V164H4V166H3V170H2V165H1V171H2V172H1V173H2V185H1L2 191H0V194H1V197H0V220H1V229H0V232H1V233L3 232V228H2V210H1V203H2V199H3V193H4V187H3V186H4V183H5ZM38 166H40V165H38ZM42 166H43V165H42ZM64 166H65V165H64ZM72 166H73L72 168H74V165H72ZM75 166H76V165H75ZM80 166H81V165H80ZM82 166H83V165H82ZM89 166H90V165H89ZM93 166H94V165H93ZM99 166H100V165H98V167H99ZM153 166H154V165H153ZM157 166H158V165H157ZM65 167H66V166H65ZM84 167H85V166H84ZM38 168H39V167H37V169H38ZM47 168H48V167H44V169H46V170H47ZM77 168H79V167L77 166ZM80 168H81V167H80ZM87 168H88V166H87ZM48 169H49V168H48ZM84 169H85V168H84ZM93 169H94V167H93ZM101 169H102V168H101ZM106 169L109 170V168H106ZM51 170H52V169H51ZM51 170H47V171L50 172ZM61 170H62V169H61ZM63 170H64V169H63ZM65 170H66V169H65ZM82 170H83V169H82ZM103 170H104V169H103ZM103 170H102V171H103ZM24 171H25V170H24ZM37 171L39 172V171H40V168H39ZM43 171H44V170H43ZM53 171H54V169L52 170V173H53ZM71 171H72V170H71ZM80 171H81V169H80ZM102 171H101V172H102ZM105 171H106V170H105ZM55 172H56V171H55ZM74 172H75V170H74ZM82 172H83V171H82ZM97 172H100V171H97ZM57 173H58V172H57ZM57 173H56L55 175H57ZM68 173H69V172H68ZM70 173H72V172H70ZM108 173H109V175H111V174H110L111 172H108ZM35 174H37V172H36ZM39 174H40V172H39ZM48 174H50V173H48ZM65 174H66V173H65ZM73 174H74V173H73ZM96 174H97V173H96ZM101 174H103V173H101ZM41 175H42V174H41ZM41 175H40V176H41ZM46 175H47V174H46ZM75 175H76V174H75ZM107 175H108V174H107ZM40 176H38V177H40ZM48 176H49V175H48ZM67 176H71V174H70V175H67ZM101 176H103V175H101ZM32 177H33V176H32ZM49 177H51V176H49ZM49 177L46 176L45 179H46V178L49 179ZM54 177H55V176H54ZM57 177H58V176H57ZM68 178H69V177H68ZM68 178H67V179L65 178L66 181L69 180ZM79 178H80V176H79ZM102 178H103V177H102ZM105 178H106V177H105ZM112 178H113V177H111V179H112ZM43 179H44V178H43ZM48 179H46V180H48ZM65 179H64V180H65ZM80 179H81V178H80ZM80 179H79V180H80ZM82 179H83V177H82ZM82 179H81V180H82ZM32 180H33V179H32ZM49 180H50V179H49ZM49 180H48V182H49ZM81 180H80V181H81ZM39 181H40V182H39ZM39 181H38V182L40 183V185H42L41 183H42L43 181L41 182L40 179H39ZM73 181H74V180H73ZM80 181H79V182H80ZM82 181H83V180H82ZM112 181H113V179H112ZM36 182H37V178H36ZM44 182H45V180H44ZM44 182H43V183H44ZM48 182H47V184H48ZM51 182H52V181H51ZM74 182H77V180H75ZM106 182H107V181H106ZM108 182H110V181H108ZM63 183H64V181H63ZM70 183H71V181H70ZM82 183H83V182H82ZM100 183H101V182H100ZM23 184H24V183H23ZM52 184H53V183H52ZM77 184H78V183H77ZM40 185H36L37 188L35 187L34 192H35V191H36V192H37V191H41V188H43V186H40ZM74 185L76 186V184H74ZM79 185H80V184H78L77 186H79ZM102 185H104V184L102 183L101 186H102ZM26 186H27V185H26ZM50 186H51V185H50ZM101 186H100V187H101ZM22 187H23V186H22ZM24 187H25V186H24ZM28 187H29V186H28ZM70 187H71V185H70ZM102 187H103V186H102ZM1 188H0V190H1ZM48 188H50V187H48ZM103 188H104V187H103ZM75 189H78V188H75ZM100 189H101V188H100ZM42 190H43V189H42ZM49 190H50V189H49ZM30 191L32 192V189H31ZM70 191H72V190H70ZM107 191L110 192L109 188L107 189ZM31 192H29V193H31ZM34 192H33V193H34ZM73 192H74V191H73ZM46 193H47V192H46ZM49 193H50V192H49ZM68 193H69V191H68ZM106 193H107V192H106ZM110 193H111V192H110ZM26 194H27V193H26ZM69 195H70V193H69ZM71 195L74 196L73 193H71ZM76 195H77V194H76ZM76 195H75V197H77ZM103 195H104V194H103ZM24 196H25V195H24ZM43 196H44V195H43ZM72 196H70V197H72ZM97 196H98V195H97ZM21 197H22V196H21ZM40 197H41V196H40ZM106 197H107V195H106ZM106 197H105V198H106ZM23 198H24V197H23ZM38 198H39V197H38ZM78 198H79V196L77 197V199L74 198V197H73L72 199H75V201H76V200H78ZM103 198H104V197H103ZM103 198H102V199H103ZM41 199H42V198H41ZM72 199H70L71 202H72ZM98 199H99V197H98ZM100 199H101V198H100ZM108 199H109V198H108ZM38 200H39V199H38ZM44 200H45V199H44ZM85 200H86V198H85ZM27 201H28V200H27ZM45 201H47V199H46ZM45 201H43V202H45ZM80 201H81V200H80ZM94 201H95V200H94ZM99 201H101V200H99ZM102 201H103V200H102ZM77 202H78V201H77ZM30 203H32V201L29 202V204H30ZM72 203H73V202H72ZM154 203H155V202H154ZM73 204L75 205V203H73ZM80 204H81V203H80ZM80 204H79V205H80ZM100 204H101V202L99 203V205H100ZM104 204H105V202H104ZM27 205H28V204H27ZM43 205H44V203H43ZM45 205H46V204H45ZM24 206H26V205L24 204ZM24 206H23V209H24ZM76 206H78V205H76ZM81 206H82V205H81ZM81 206H80V208H81ZM35 207H36V206H35ZM100 207H101V206H100ZM26 208H27V207H26ZM42 208H44V207L42 206ZM42 208H41V209H42ZM75 208H76V207H75ZM45 209H46V208H45ZM99 209H100V208H99ZM43 210H44V209H43ZM41 211H42V210H41ZM75 211H77V210H75ZM26 212H27V211H26ZM34 213H35V212H34ZM79 213H80V212H79ZM25 214H26V213H25ZM47 214H48V213H46V215H47ZM77 214H78V213H77ZM44 215H45V214H44ZM49 217H51L50 214H49ZM72 217H73V216H72ZM35 219H36V218H35ZM42 219H43V216H42ZM41 221H42V220H41ZM44 222H46V221H44ZM35 223H36V222H35ZM42 223H43V222H42ZM53 223H54V222H53ZM83 223H84V222H83ZM46 224H47V223H46ZM46 224H45V225H46ZM45 225H44V226H45ZM35 226H36V225H35ZM47 227H48V226H47ZM44 228H45V227H44ZM48 228H49V227H48ZM46 229H47V228H46ZM48 230H49V229H48ZM36 231H37V230H36ZM36 234H38V233H36ZM38 235H39V234H38ZM1 238H2V236H1ZM44 238H45V237H44ZM49 238H50V237H49ZM40 239L42 240V238H40ZM40 239H39V240H40ZM0 240H1V239H0ZM50 246H51V245H50ZM50 246H49V247H50Z\"/></svg>","mask_w":264,"mask_h":264},{"label":"water","instance_id":"3","mask_svg":"<svg viewBox=\"0 0 264 264\" xmlns=\"http://www.w3.org/2000/svg\"><path fill=\"white\" fill-rule=\"evenodd\" d=\"M24 8H25V11H26V7H25V6H24ZM25 44H26V39L24 40L23 49H24V47H25ZM10 130H11V125H10V127H9V131H10ZM9 138H10V135H9V133H8L7 141H6V151H7V148H8ZM6 151H5V152H6ZM6 158H7V154L5 153L4 158H3V162H2V170H3V166H4L5 162H6ZM0 191H2V188H1ZM0 197H1V194H0ZM0 229H1V220H0ZM1 236H2V233L0 232V239H1Z\"/></svg>","mask_w":264,"mask_h":264}]
</instances>
